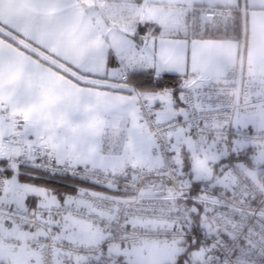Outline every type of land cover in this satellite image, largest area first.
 <instances>
[{
  "label": "snow or ice",
  "instance_id": "obj_1",
  "mask_svg": "<svg viewBox=\"0 0 264 264\" xmlns=\"http://www.w3.org/2000/svg\"><path fill=\"white\" fill-rule=\"evenodd\" d=\"M253 12L0 0V264H264Z\"/></svg>",
  "mask_w": 264,
  "mask_h": 264
},
{
  "label": "crops",
  "instance_id": "obj_2",
  "mask_svg": "<svg viewBox=\"0 0 264 264\" xmlns=\"http://www.w3.org/2000/svg\"><path fill=\"white\" fill-rule=\"evenodd\" d=\"M247 47L243 51L244 64L247 71H251L256 75H264V12H253L248 21L247 35H246ZM239 64V58L236 59ZM14 70L5 68L4 70V82L8 84H16L22 81L24 78L19 76L13 78L11 73ZM26 86H30L32 89L39 87L38 82L35 80L25 81ZM45 90L52 94L54 88L50 86Z\"/></svg>",
  "mask_w": 264,
  "mask_h": 264
},
{
  "label": "built area",
  "instance_id": "obj_3",
  "mask_svg": "<svg viewBox=\"0 0 264 264\" xmlns=\"http://www.w3.org/2000/svg\"><path fill=\"white\" fill-rule=\"evenodd\" d=\"M223 11V10H222ZM249 75L253 76V77H259V76H264V75H256L251 71H247Z\"/></svg>",
  "mask_w": 264,
  "mask_h": 264
},
{
  "label": "clouds",
  "instance_id": "obj_4",
  "mask_svg": "<svg viewBox=\"0 0 264 264\" xmlns=\"http://www.w3.org/2000/svg\"><path fill=\"white\" fill-rule=\"evenodd\" d=\"M11 76H12L13 78H16V77H19L20 74H19L18 72H13V73H11Z\"/></svg>",
  "mask_w": 264,
  "mask_h": 264
}]
</instances>
